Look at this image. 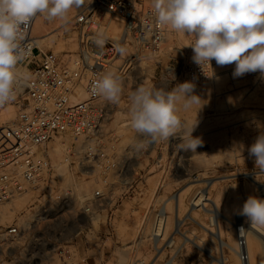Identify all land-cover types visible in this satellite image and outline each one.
Returning <instances> with one entry per match:
<instances>
[{"label":"built area","instance_id":"1","mask_svg":"<svg viewBox=\"0 0 264 264\" xmlns=\"http://www.w3.org/2000/svg\"><path fill=\"white\" fill-rule=\"evenodd\" d=\"M37 17L23 42L27 54L17 66L21 81L16 99L0 106V207L9 205L14 211L15 203L30 195L19 217L5 227L0 224L1 253L10 264H104V259H98L105 255L108 238L99 236L93 225H81L78 217L85 215L93 223L95 208L113 199L111 178L118 177L122 168L109 156L103 142L112 103L93 95L91 85L106 72L120 74L142 57H160L171 30L155 23L152 0H92L74 17L79 49L64 59L38 45L32 34ZM109 20L122 23L119 37L108 35ZM99 29L107 36L103 49L93 43ZM117 44L134 48L132 57L124 58L119 65H115L118 56L122 57L116 51ZM192 56V48L187 47L182 58L164 66L161 79L175 86L177 78L199 84L215 75V60L211 67L202 69ZM82 92L87 95L86 100L80 99ZM10 107L16 108L15 116L4 119L3 114ZM62 138L80 142V147H67L66 152L68 157L76 156L77 178H92L97 184L89 195H77L71 187L64 193L54 192L59 171L48 145ZM79 197L83 205L71 220L78 227V235L84 234L81 244L66 236L70 228L67 217L72 215L71 205ZM167 227V211L157 210L149 233L140 234V241L149 242L151 257L134 255L131 264H169L166 259L170 253L163 259L162 256L174 247L176 235L183 233L179 227L167 233ZM235 232L237 257L241 264H251L246 226L238 225Z\"/></svg>","mask_w":264,"mask_h":264},{"label":"rangeland","instance_id":"2","mask_svg":"<svg viewBox=\"0 0 264 264\" xmlns=\"http://www.w3.org/2000/svg\"><path fill=\"white\" fill-rule=\"evenodd\" d=\"M78 10L73 8L70 11L69 22L66 24L59 19L49 21L39 16L37 21L43 19L47 28L42 33L47 31L48 35L38 45L44 50L54 51L64 59L75 55L79 49L78 34L74 28V17ZM107 19L106 17L105 21ZM108 24V35L119 37L123 33L121 22L109 20ZM114 25L120 27L117 34L112 31ZM49 37L52 41H48ZM187 41H190V37H187ZM188 42L185 43L183 37L171 30L164 53L160 57H142L120 74L117 73L123 81V93L119 103H112L111 113L104 125L103 142L109 156L120 163L122 172L118 177L111 178L114 183L113 199L103 201L101 206L95 208L97 216L92 220L93 223L85 215L78 217L81 225H93L99 236L108 238L104 248L105 255L103 258L100 256L98 262L104 259V264H131L134 255L151 257L149 242L147 239L140 241V234L142 231V235H147L156 211L165 209L169 217L167 233L174 227H179L183 234L176 235L174 247L165 251L162 259L166 253H170L172 257L167 254V259L165 258L169 260V264H213L214 261L203 250V246L206 244L212 247L214 255L218 257L221 255L220 247L218 239L205 229L213 227L211 215L205 208L192 209L190 200L195 192H209L211 199L219 204L221 211L230 220L240 217L237 226L242 225L243 219H246L237 212L247 198L257 196L263 199L259 197L257 187L246 177V174H252L258 184L264 183V173L256 169L254 158H250L248 154V148L264 133V78L259 72L228 79L225 85L218 88L207 86L208 81L196 84L195 92L204 100L203 107L199 110V106H193L188 111L181 109L178 113L188 124L197 122L193 136L201 137L203 146L197 148L196 154L178 149L177 145L181 143L179 134L168 141L151 144L146 150L134 149V145L143 137L130 126L129 94L139 86L171 90L174 85L161 79L162 70L167 63L182 58L183 51L187 48L183 46ZM72 45L75 47H71ZM125 49L126 53L122 57L118 56L115 65L123 64L124 58L132 57L134 48L128 45ZM234 68L235 64L217 66L215 73L225 69V72H233ZM177 81L178 84L187 80L177 78ZM244 90H249V93L238 99V91ZM252 92L254 96L248 97ZM11 108L15 116L16 108ZM3 117L8 118L6 114ZM59 140L64 141V145L60 149L57 147V151ZM48 147L59 171V180L53 184L54 192L64 193L71 187L77 195H89L97 184L92 178H77L76 156L68 157L66 152L67 147H71V150L80 147V142L62 138L52 141ZM174 195H180V205L173 199ZM22 198L26 200H19L23 201V206L14 211L12 220L20 216L30 201V195ZM82 202L83 199L79 197L74 205L72 203V215L68 214L67 217L70 228L66 231V236L68 239L74 237V241H79V244L84 240V234L78 235V227L71 219L76 210L82 207ZM206 208H211V201ZM12 220L0 224L5 227ZM220 221L223 240L232 247H237L235 226L225 218ZM126 233L131 234L127 236ZM185 235L193 237L194 242L189 241ZM249 241L253 248V255H250V258L253 257L252 264H256L255 260L264 264V240L260 241L252 236ZM223 251L228 258L227 264H238L236 253L225 247ZM7 259L9 258L1 253L0 248V264H10Z\"/></svg>","mask_w":264,"mask_h":264},{"label":"clouds","instance_id":"3","mask_svg":"<svg viewBox=\"0 0 264 264\" xmlns=\"http://www.w3.org/2000/svg\"><path fill=\"white\" fill-rule=\"evenodd\" d=\"M91 2L0 0V106L16 99L21 81L17 66L27 54L23 42L33 19L41 15L66 24L73 8L80 9ZM152 8L157 25L191 38L183 47L192 48V61L202 69L211 67L215 60L220 67L235 64L233 78L257 72L264 78V0H152ZM106 41L105 31L99 29L93 43L103 49ZM116 51L126 53L119 44ZM195 88L194 81H185L171 90L139 86L129 94L130 126L143 137L134 145L136 151L179 134L178 149L197 153V148L203 146L202 138L193 136L197 122L188 124L178 115L181 109L203 107L204 100ZM91 93L119 103L123 81L115 72H106L92 83ZM248 154L254 158L256 169L264 173V133L248 148ZM237 214L246 218L250 229L264 231V199L249 196Z\"/></svg>","mask_w":264,"mask_h":264},{"label":"bare ground","instance_id":"4","mask_svg":"<svg viewBox=\"0 0 264 264\" xmlns=\"http://www.w3.org/2000/svg\"><path fill=\"white\" fill-rule=\"evenodd\" d=\"M38 18V17H37ZM40 19V18H39ZM38 19V20H39ZM46 25L44 24L43 22V19L42 21H35L34 23V26H33V30H32V34L33 36L36 38V41L37 43L39 44L40 42H42L43 40L46 39L48 33L47 31L45 33H42L46 30ZM112 31L114 32V34H117L120 32V27L118 26H113L112 28ZM51 34V33H50ZM52 36V35H51ZM180 37H183L184 38V41L185 43L188 42L187 41V37L179 34ZM50 41V37L48 38ZM52 41V39H51ZM71 47H75L74 45H72ZM219 67V66H218ZM229 69V68H228ZM230 70V69H229ZM225 70H220L218 72L215 73L216 76H212L211 78H208L207 80H203L201 83L205 82V81H208L207 82V86H210V87H214V88H218L220 86H223L225 85L227 82H228V79H233V75L232 73L233 72H225ZM236 85V83L234 84ZM238 86H239V82H238ZM244 90V92H240L238 91V99L242 98L244 94H248L249 93V90L246 91ZM254 92L250 93L248 95V97H252L254 96L253 94ZM80 99L81 100H86L87 99V95L85 93H81L80 94ZM233 108V107H232ZM4 114H6V116L8 117L7 119H11L14 117V112L12 110V108H8ZM64 141H60L58 142L56 148L58 147L59 149L62 147ZM55 143V142H54ZM55 146V145H54ZM82 147V146H81ZM51 148V147H50ZM58 148H57V151H58ZM53 149V148H52ZM55 149V148H54ZM62 166V165H60ZM58 167V166H57ZM246 177L257 187L258 191H259V197H262L264 199V183H259L257 181H255V179L253 178V175L252 174H246ZM150 189V188H149ZM152 189V188H151ZM154 191V190H153ZM173 199L175 200V202L180 205V195H174L173 196ZM19 200H26L24 198H21ZM17 201L15 203V207H14V211H17L20 207L23 206L22 202L23 201ZM191 203H192V209L194 208H198V207H201V209L204 210V208L208 211V213L211 215V226L213 227H205L206 229V232L208 234H213L212 236L216 237V239H218V245L220 247V256H215L214 253H213V250H212V247L210 248L209 245L207 246L205 244V246H203V250L212 258V261L213 264L214 263H217V264H227L228 263V258L227 256L224 254V251H223V248H228L230 249L233 253H236L235 251V248L232 247L228 242L224 241L223 238H222V223H221V219L222 218H225L226 220H228L232 226H235V230H236V227H237V221H239L241 218L240 217H236L234 218V221L233 220H230L229 218H227L224 213L221 211L220 207L218 206L219 204L215 201H213L210 197V193L209 192H205V193H202L201 191H196L195 194L193 195L192 199L190 200ZM211 201V208H206V205L208 204V202ZM20 202V203H19ZM14 211L12 210H9L8 207H5V206H2L0 207V214H1V217H0V222L3 223V222H6V221H10L12 220L13 216H14ZM169 218V217H168ZM193 218V217H192ZM197 221V220H196ZM243 224L246 226V229H247V232H248V235H247V238L249 240L250 237L254 236L256 237L257 239H259L260 241L264 240V231H261V230H253V229H250L249 228V225L245 223V220L243 219ZM200 225V224H199ZM204 227V225H202ZM123 227V226H122ZM121 228V227H120ZM127 229V228H126ZM168 229V228H167ZM128 231V230H127ZM121 232V231H120ZM126 232V231H124ZM130 232V231H129ZM129 233H126V235L128 236ZM131 234V233H130ZM129 234V235H130ZM124 235L123 233H121V236ZM125 235V236H126ZM124 238V236H122ZM185 237H187V239L191 242H194V239L193 237L190 238L188 237L187 235H185ZM195 237V236H194ZM126 238V237H125ZM124 238V239H125ZM127 239V238H126ZM200 239V238H199ZM186 241V240H185ZM196 244V243H195ZM202 248V246H201ZM248 248H249V253L250 255H253V251H252V245H250V241L248 242ZM125 256V254H124ZM251 258H253L251 256ZM239 260V259H238ZM256 264H260V260H255L254 261ZM238 264H241V262L239 261ZM251 264H252V259H251Z\"/></svg>","mask_w":264,"mask_h":264}]
</instances>
